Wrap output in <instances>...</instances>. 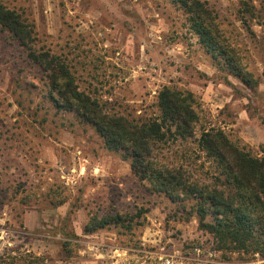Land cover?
<instances>
[{
  "label": "rangeland",
  "instance_id": "rangeland-1",
  "mask_svg": "<svg viewBox=\"0 0 264 264\" xmlns=\"http://www.w3.org/2000/svg\"><path fill=\"white\" fill-rule=\"evenodd\" d=\"M0 1L34 24L35 46L64 59L79 89L105 111L149 119L159 113L162 86L192 92L193 135L153 145L157 161L211 183L213 166L196 142L210 127L264 156V0H202L221 44L257 80L254 89L213 60L172 0ZM191 203L150 191L121 152L56 106L48 73L0 26V257L12 264H264L257 253L216 249ZM139 210L132 230L109 228L117 251L83 236L91 217ZM153 227L160 243L140 238Z\"/></svg>",
  "mask_w": 264,
  "mask_h": 264
},
{
  "label": "trees",
  "instance_id": "trees-1",
  "mask_svg": "<svg viewBox=\"0 0 264 264\" xmlns=\"http://www.w3.org/2000/svg\"><path fill=\"white\" fill-rule=\"evenodd\" d=\"M172 1L185 13L199 43L213 60L247 88L254 89L257 80L252 73L237 53L221 44L210 7L202 0ZM0 26L25 49L29 61L48 73L56 106L91 125L107 149L121 152L133 174L146 182L150 191L162 193L172 202L192 200L190 213L216 243V249L264 257V156L253 155L215 127L201 130L196 140L198 150L213 166L211 183L191 179L181 166L169 167L152 156L153 145L193 135L198 114L192 92L162 86L157 94L159 113L153 118L130 119L110 113L95 97L79 89L64 59L35 46L34 24L1 1ZM143 212L126 214L128 217L120 213L94 216L83 225L82 232L90 234L110 226L132 230ZM0 264L12 262L0 257Z\"/></svg>",
  "mask_w": 264,
  "mask_h": 264
},
{
  "label": "crops",
  "instance_id": "crops-1",
  "mask_svg": "<svg viewBox=\"0 0 264 264\" xmlns=\"http://www.w3.org/2000/svg\"><path fill=\"white\" fill-rule=\"evenodd\" d=\"M152 224L156 225V220L153 219ZM110 227H106V228L97 230V231L90 233V234H85L83 232L82 233L84 234L83 236H89V237L96 238L98 241H96L94 243V245L105 244L106 246H108V247L110 246L111 248H113L114 251H117L118 249L116 248L117 246L115 245V241H116L117 236L114 232L109 230ZM155 229L156 228H154V227L152 228V233H149L148 231L143 232V234L140 236V238L142 240L154 242L155 244H157V241H158V243H160V239H156V237L154 236V235H156V232L158 231V229L157 230H155ZM150 235H151V237H150ZM152 237H153V239H151Z\"/></svg>",
  "mask_w": 264,
  "mask_h": 264
},
{
  "label": "built area",
  "instance_id": "built-area-1",
  "mask_svg": "<svg viewBox=\"0 0 264 264\" xmlns=\"http://www.w3.org/2000/svg\"><path fill=\"white\" fill-rule=\"evenodd\" d=\"M193 251L196 253V254H199L201 252V249L199 247H194L193 248ZM173 260H169V259H166L165 263L166 264H169L171 263Z\"/></svg>",
  "mask_w": 264,
  "mask_h": 264
}]
</instances>
